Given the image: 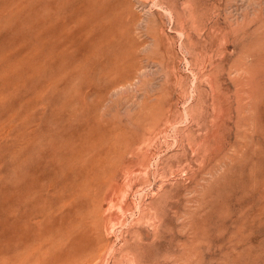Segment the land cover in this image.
<instances>
[{"label":"rangeland","instance_id":"rangeland-1","mask_svg":"<svg viewBox=\"0 0 264 264\" xmlns=\"http://www.w3.org/2000/svg\"><path fill=\"white\" fill-rule=\"evenodd\" d=\"M0 264H264V0H0Z\"/></svg>","mask_w":264,"mask_h":264}]
</instances>
